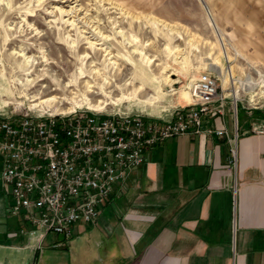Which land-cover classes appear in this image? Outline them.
<instances>
[{
    "label": "rangeland",
    "instance_id": "374dc122",
    "mask_svg": "<svg viewBox=\"0 0 264 264\" xmlns=\"http://www.w3.org/2000/svg\"><path fill=\"white\" fill-rule=\"evenodd\" d=\"M213 1L222 0H0V116L95 110L164 117L190 103V81L210 71L228 105L237 102L239 124L242 116L261 122L254 111L264 112L263 56L251 49L253 57L243 58L230 35L220 43L206 10L214 11ZM257 28L264 32V23ZM255 29L252 39L263 43ZM76 235L66 241L50 233L47 263L69 264L70 242L84 244Z\"/></svg>",
    "mask_w": 264,
    "mask_h": 264
},
{
    "label": "crops",
    "instance_id": "0c3cea01",
    "mask_svg": "<svg viewBox=\"0 0 264 264\" xmlns=\"http://www.w3.org/2000/svg\"><path fill=\"white\" fill-rule=\"evenodd\" d=\"M213 8L206 6L220 43H229L230 35L243 58L253 57V49L264 60V32L255 29L264 23V7L222 0L213 1ZM252 28L263 43L252 39ZM234 120L228 112L229 137L235 135ZM241 120L237 166L230 163L226 135L191 132L151 149L126 188L116 186L102 205L97 224L76 228L84 244L70 242L69 264H264V133L253 131L264 120ZM222 126L220 117L210 118L203 130ZM10 201L0 178V264H48L46 239L37 249L19 233Z\"/></svg>",
    "mask_w": 264,
    "mask_h": 264
},
{
    "label": "built area",
    "instance_id": "2783aa9c",
    "mask_svg": "<svg viewBox=\"0 0 264 264\" xmlns=\"http://www.w3.org/2000/svg\"><path fill=\"white\" fill-rule=\"evenodd\" d=\"M189 90L190 103L154 119L95 110L0 116V178L11 199L9 215L21 224L19 233L37 249L50 233L71 240L80 224H97L116 186L126 188L131 172L157 145L191 132L229 137L228 112L235 118L230 163L237 166V102L234 108L228 105L218 76L210 71L200 72ZM215 117L223 126L203 130L206 119ZM253 131L263 134L264 121L253 125Z\"/></svg>",
    "mask_w": 264,
    "mask_h": 264
},
{
    "label": "bare ground",
    "instance_id": "6f19581e",
    "mask_svg": "<svg viewBox=\"0 0 264 264\" xmlns=\"http://www.w3.org/2000/svg\"><path fill=\"white\" fill-rule=\"evenodd\" d=\"M173 75H175V74H173ZM172 75V76H173ZM173 79H177V78H173ZM195 79V78H194ZM193 79V80H194ZM193 80H191L190 81V83H189V85H188V89H189V86L191 85V83L193 82ZM189 95H190V98H191V101H192V97H191V93H190V90H189ZM53 101H55V99H48V100H45L43 103L44 104H48V103H52ZM38 106V104H34V106L33 107H37ZM69 113V112H68ZM63 114H65V113H63Z\"/></svg>",
    "mask_w": 264,
    "mask_h": 264
},
{
    "label": "trees",
    "instance_id": "16d2710c",
    "mask_svg": "<svg viewBox=\"0 0 264 264\" xmlns=\"http://www.w3.org/2000/svg\"><path fill=\"white\" fill-rule=\"evenodd\" d=\"M254 115L257 117H262V116H264V112H261L260 110H255ZM237 117H239L238 113H237Z\"/></svg>",
    "mask_w": 264,
    "mask_h": 264
}]
</instances>
